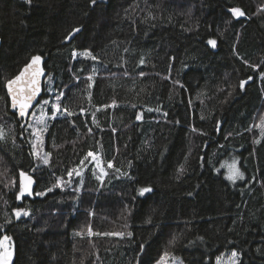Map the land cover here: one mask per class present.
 I'll use <instances>...</instances> for the list:
<instances>
[{"label":"trees","instance_id":"trees-1","mask_svg":"<svg viewBox=\"0 0 264 264\" xmlns=\"http://www.w3.org/2000/svg\"><path fill=\"white\" fill-rule=\"evenodd\" d=\"M0 39L9 264H264V0H0ZM34 54L41 154L5 90Z\"/></svg>","mask_w":264,"mask_h":264},{"label":"snow or ice","instance_id":"snow-or-ice-1","mask_svg":"<svg viewBox=\"0 0 264 264\" xmlns=\"http://www.w3.org/2000/svg\"><path fill=\"white\" fill-rule=\"evenodd\" d=\"M28 2H30V0H28ZM92 2L95 3V0H92ZM231 11L234 15H237V16L244 15V13L239 9H231ZM73 31L74 32L78 31V29H74ZM208 43L212 46H215L216 41L209 40ZM39 63H40V57L33 56L32 62L26 66L25 70L22 71L14 79L9 80L7 82L8 93L11 96L12 104L14 107L16 106L19 107L21 116L25 114L31 101L35 98L37 92L39 91V87H38L39 81L37 77L41 73L35 67V66H38ZM244 83L245 82L243 81L241 82V87H243ZM57 99L59 100L60 97L58 96ZM44 103L47 104L48 102L45 101ZM54 107H59V106L54 105ZM69 115H71V113H69ZM89 155H92V154L89 153ZM45 163H47V161H45ZM109 167H111V164H109ZM20 177H21L20 196H23V194L29 190L32 180L29 176H26L23 172L20 173ZM227 178L232 181H234L237 178L243 179V174L236 167L235 162H233V164L229 166V175ZM150 191L151 189L149 188H142L140 189V194L143 195L144 193H147ZM20 196H18V199L20 198ZM15 214L17 217H20L21 211L18 210L16 211ZM23 215H28V213L25 211L23 212ZM129 235H131V233H129ZM10 240H11V237L9 236H3L2 238H0V264H9V261L11 260L12 252L9 251ZM233 256H236L235 252H233ZM166 257H167V253H165L164 256L161 257V261L159 262V264H165Z\"/></svg>","mask_w":264,"mask_h":264},{"label":"rangeland","instance_id":"rangeland-1","mask_svg":"<svg viewBox=\"0 0 264 264\" xmlns=\"http://www.w3.org/2000/svg\"><path fill=\"white\" fill-rule=\"evenodd\" d=\"M45 101H43L41 104L36 105L37 106L36 109L31 112V114L28 118V120H30V122L28 124L29 132L33 135V139L32 140L30 139V141L32 143L33 149H34L36 154H41L39 152V150L41 148V143L43 141V134L42 133L45 132V128H46V126L49 122V119H50V115L47 114L48 103L45 104L44 103ZM53 118L54 117L51 116V119H53ZM40 121H42V122H40ZM259 137H261V136H259ZM91 158L95 159V156L92 155ZM233 162H235L236 167L239 169L237 159H231L229 161H225V162L223 161L222 162L223 169H224V175L226 177H228V175H229V166L232 165ZM220 168H221V166H220ZM239 171H240V169H239ZM240 172L242 173V171H240ZM97 173L99 175H101L103 173L102 175H104V172L101 169V165H100L99 161H97L96 170L94 168H92V170H90V173L88 175L89 179L94 178L96 180L97 176H95V175ZM237 179H239V178H237ZM139 193H140V191H139ZM16 210H23V209H16ZM9 251H11L13 254L12 247H11L10 243H9ZM229 252H231V253L222 257V258H226V259L219 261L218 264H233L234 262L237 261V257H238L237 252L234 250L229 251ZM233 252L236 253V256H233ZM163 256H164V254L161 255L153 264H159V262L161 261V257H163ZM216 262H217V260H216ZM165 264H187V263H185L180 256H178L176 254L167 253V257L165 258Z\"/></svg>","mask_w":264,"mask_h":264},{"label":"water","instance_id":"water-1","mask_svg":"<svg viewBox=\"0 0 264 264\" xmlns=\"http://www.w3.org/2000/svg\"><path fill=\"white\" fill-rule=\"evenodd\" d=\"M0 44H1V39H0ZM33 56H39V57H40V63H39V65H38V66H35V67L37 68V70L41 73V74L37 77V79H38V81H39V85H38V87H39V91L37 92L35 98L31 101V103H30V105L28 106V108H27L25 114H24L23 116H21V115H20L19 107H18V106L14 107L13 104H12L11 96H10L9 93H8L7 82H8L9 80L14 79V78H15L16 76H18L22 71H24L25 68H26V66L32 62V57H33ZM43 61H44V59H43V57H42L41 55H39V54H34V55H32V56L29 58V60H28V61H27L22 67H21V69L19 70V72H18L17 74H15L12 78H10L8 81H6V83H5V90H6L7 97H8V99H9V106H10V109H11L12 112H15V113H16V116H17L18 120H23V125L26 124V122H27V120H28V117H29V115H30V111H31V110L33 109V107L38 103L39 99L41 98V96H42V94H43V92H44V80H45V77H46V75H47V72H46V70H45V68H44V63H43ZM23 173H24L26 176H29V177L31 178V180H32V183H31V185H30V187H29V190L26 191L24 194L32 193L33 190H34V188H35V185H36L35 177H34L32 174H30L29 172H23ZM20 179H21V177H20V174H19V176H18V184H19V187H20ZM16 211H18V210H15L14 213H16ZM20 211H21V215H22V214H23V211H22V210H20ZM15 216H16V214H15ZM16 218H18V217L16 216Z\"/></svg>","mask_w":264,"mask_h":264},{"label":"bare ground","instance_id":"bare-ground-1","mask_svg":"<svg viewBox=\"0 0 264 264\" xmlns=\"http://www.w3.org/2000/svg\"><path fill=\"white\" fill-rule=\"evenodd\" d=\"M38 102H39V101H38ZM37 104H38V103H37ZM32 110H33V109H32ZM32 110H31V111H32ZM31 111H30V113H31Z\"/></svg>","mask_w":264,"mask_h":264},{"label":"flooded vegetation","instance_id":"flooded-vegetation-1","mask_svg":"<svg viewBox=\"0 0 264 264\" xmlns=\"http://www.w3.org/2000/svg\"><path fill=\"white\" fill-rule=\"evenodd\" d=\"M22 121V123H23V120H21Z\"/></svg>","mask_w":264,"mask_h":264}]
</instances>
